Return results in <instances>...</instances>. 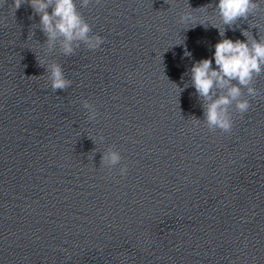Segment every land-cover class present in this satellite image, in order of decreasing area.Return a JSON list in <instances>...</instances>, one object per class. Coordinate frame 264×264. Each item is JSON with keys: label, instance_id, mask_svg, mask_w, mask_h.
<instances>
[{"label": "water", "instance_id": "water-1", "mask_svg": "<svg viewBox=\"0 0 264 264\" xmlns=\"http://www.w3.org/2000/svg\"><path fill=\"white\" fill-rule=\"evenodd\" d=\"M215 4L78 3L104 43L65 56L29 0H0V264H264V73L230 133L179 88L221 39ZM236 24L233 40L264 36V0ZM52 62L69 88H51ZM109 146L123 157L111 171Z\"/></svg>", "mask_w": 264, "mask_h": 264}, {"label": "clouds", "instance_id": "clouds-1", "mask_svg": "<svg viewBox=\"0 0 264 264\" xmlns=\"http://www.w3.org/2000/svg\"><path fill=\"white\" fill-rule=\"evenodd\" d=\"M24 0H15L16 9ZM34 13L40 17L38 27L47 37L48 50H58L65 56H72L83 44L89 50L102 46L104 37L93 34L92 26L78 9L88 7L92 0H29ZM99 2V0H97ZM257 0H216L215 11L224 27L218 29L221 39L215 43L214 52L207 58L196 60L190 68V83L184 84L182 91L194 87L195 95L202 102L203 119L210 130L220 129L230 133L233 128L232 110L245 114L251 108V99L262 95L261 89L254 86V78L264 73V36L258 26V36L249 29H241L245 39L227 37L229 28L235 30L236 22L247 19L256 9ZM186 17H181L185 19ZM225 26H228L227 28ZM184 56L192 53L185 45ZM46 72L53 91L69 88L73 81L69 79L60 63L47 65ZM246 90V91H245ZM181 91V92H182ZM88 120H95L98 112L96 106L87 99L82 102ZM197 121L201 119L197 118ZM103 142L104 137L101 136ZM120 151L109 146L103 151L102 163L109 169L121 163ZM121 176H126L128 165L119 168Z\"/></svg>", "mask_w": 264, "mask_h": 264}]
</instances>
